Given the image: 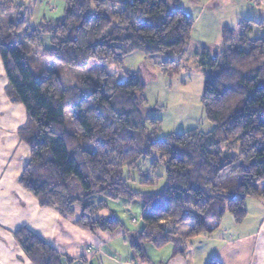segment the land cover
<instances>
[{"label":"trees","instance_id":"1","mask_svg":"<svg viewBox=\"0 0 264 264\" xmlns=\"http://www.w3.org/2000/svg\"><path fill=\"white\" fill-rule=\"evenodd\" d=\"M64 2L61 18L30 26L24 10L0 1V18L9 16L0 25L6 91L26 114L18 130L29 149L19 178L22 188L41 207L75 216V225L92 234L123 229L113 214H99L107 210V199L140 200L142 228L128 235L143 264H152L143 244L171 245L174 255H183L189 240L211 234L226 211L241 223L245 199L264 200V32L256 33L250 20L240 22L238 32L222 27L221 51L210 56L203 50L198 60L205 74L201 102L211 130L158 137L161 121L146 105L144 80L139 71L125 69L124 59L140 52L166 56L163 65L175 64L190 39L193 17L180 0ZM43 34L50 36L47 47L39 45ZM28 46L72 68L97 61L117 70L100 67L98 78L86 77L81 86H65L55 73L37 80L27 61ZM66 111L74 133L64 129ZM81 140L93 151L84 149ZM154 151L159 158L152 166L165 165L164 188L132 190L123 169H138V160ZM180 224L189 226L184 235L176 230ZM13 236L33 264L84 261L59 253L25 227ZM205 264L221 263L209 259Z\"/></svg>","mask_w":264,"mask_h":264},{"label":"crops","instance_id":"2","mask_svg":"<svg viewBox=\"0 0 264 264\" xmlns=\"http://www.w3.org/2000/svg\"><path fill=\"white\" fill-rule=\"evenodd\" d=\"M224 5H231L232 12L225 11L219 18L215 17ZM26 8L32 9V22L38 24L61 18L65 2L30 0V5ZM205 13L208 15L205 18L208 22L205 31H209L211 37H214L213 50L210 49L208 41L192 43L195 21H200ZM197 17L193 18L191 36L184 53L174 65L182 66L189 55L192 63L199 66L198 60L203 50L209 51L211 56L219 53L222 49L221 29L224 26L238 30L240 22L250 20L255 32H262L257 24L264 23V0H257L255 3L249 0H206L199 8ZM150 59L140 52H134L125 57L124 65L126 69L136 71L140 63L144 66L145 63L150 64ZM198 84H201V77L198 78ZM6 87L7 78L0 59V264H33L13 236V232L21 227L39 236L61 254L72 258L84 257V261L78 260L72 264H91L104 247V236L107 234H92L84 227L75 225L74 218L62 217L50 207H41L38 200L19 184V178L29 158V149L18 135L19 128L26 120V114L23 106L8 96ZM196 90L198 94L201 93L199 87ZM255 203L264 213V200L257 199ZM99 214L108 215L109 212L102 210ZM259 219L253 229L247 228L245 231L249 232H243L236 229L239 225L232 218L226 217L229 230L219 226L216 234L212 232L191 238L183 255H174L173 247L166 245L158 251L166 254L165 262L160 260L157 264H205L209 259H216L221 264H264V214ZM188 229L189 226L183 224L176 228L182 235ZM250 239L252 242L247 243ZM114 262L122 264L121 261ZM63 264L68 263L63 261Z\"/></svg>","mask_w":264,"mask_h":264},{"label":"rangeland","instance_id":"3","mask_svg":"<svg viewBox=\"0 0 264 264\" xmlns=\"http://www.w3.org/2000/svg\"><path fill=\"white\" fill-rule=\"evenodd\" d=\"M0 1L7 2L10 5H13L14 8L16 7L20 8L22 11L24 10L28 15V25L30 26L49 22V20L38 24L32 22V9L28 10L26 8L30 5V0ZM114 1L116 0H108L109 5L113 4ZM205 1L206 0H180V3H182V9L196 19L198 18L197 13L199 8L204 5ZM249 1L255 3L257 0ZM230 7L231 5H224V7L221 8L220 13L217 12L214 16L219 18V16H221L225 11H227L226 13L232 12ZM206 13L200 21H198V19L195 21L192 43H197L200 40H204L206 42L208 41L210 49L213 50L215 48L213 40L214 37H211L209 31H205V28L208 25V22L205 20L208 16ZM8 19L9 16H5L3 18L1 17L0 25L4 27V24ZM259 28L260 30L262 28V31L264 32L263 22L262 26ZM236 31L238 32V30ZM49 38L50 36L48 34H43L39 45L47 47ZM27 49H31L30 51L32 52L28 53L27 61L37 80L42 79L48 74L55 73L60 77L65 86H81L82 80L86 77L96 80L98 78L96 73L100 67L109 72L117 70V67L112 63H99L97 61L91 63L85 69L72 68L58 62L42 58L35 53L36 51L33 48L29 46ZM206 52L210 55L209 51L206 50ZM146 57L151 58V63L147 65L145 63V66L140 63L137 67L138 70L136 71L140 72L145 83L143 96L145 98L146 105L161 121L158 137H162L170 133H181L193 128H198L202 132L210 131L212 124L206 119L201 102V93L205 80V74L201 71V68L192 63L193 61L189 55L184 59L182 66H175L173 63H166L163 65V61L166 57L163 55ZM200 77L201 84H198V78L200 79ZM198 87L199 90H201L200 94H198L196 90ZM63 121L64 129L70 133H74L75 129L71 121L69 111L64 113ZM77 136L80 137V135ZM80 143L84 149L93 151L94 148L92 144L83 140H81ZM234 152H237V147L234 149ZM158 158L159 153L154 151L150 156L142 157L138 160V169H123V176L126 178L132 190L138 192H155L164 188L166 184L165 165L158 161L154 166H152L153 159ZM147 177H149L151 181L146 183L143 182ZM257 199L262 201L260 197H248L245 199L247 213L241 224L236 223L239 225L236 228L238 231L249 232V230L245 231V229H253L254 226L257 225L258 220H260L259 218L263 217V210L255 203ZM106 204L108 212L116 216L121 221L123 229L117 230L112 234L106 233L107 236H104V249L102 248V250L99 251L100 253L96 256V260H94L91 264L96 262L97 264L98 262L99 264H116L114 261H121L122 264H143L135 258L134 250L131 248V241L128 235L129 233L134 231L137 232L141 229L142 221L140 218V200H128L124 197H119L117 199H107ZM78 211L79 209L76 208V213ZM74 217L75 216L72 218ZM226 217H230V219L232 218V216L226 211L220 220L219 226L223 227L222 229L229 230V223L225 220ZM232 221L234 222L233 218ZM220 227L217 229H220ZM217 229L214 230L215 232L213 231V234L217 233ZM220 233H222V230H220ZM250 242H252V239L247 241V243ZM143 249L153 264H157L160 260L165 262L166 254L162 252L159 253V249L154 248L150 244H143Z\"/></svg>","mask_w":264,"mask_h":264}]
</instances>
